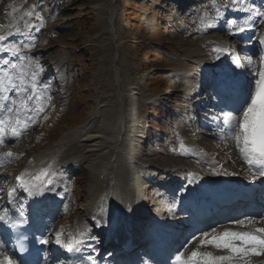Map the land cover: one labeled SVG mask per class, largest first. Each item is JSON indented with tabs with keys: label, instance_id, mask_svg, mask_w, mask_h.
<instances>
[{
	"label": "rangeland",
	"instance_id": "1",
	"mask_svg": "<svg viewBox=\"0 0 264 264\" xmlns=\"http://www.w3.org/2000/svg\"><path fill=\"white\" fill-rule=\"evenodd\" d=\"M223 1L43 0L42 8L33 13L42 17L43 26L45 22L47 28L41 30L35 41L38 48H44L42 55L56 63L59 68L57 75L63 80L53 88L47 111L36 125L38 128L27 134L28 141L15 147L22 157L11 160V164L17 162L20 166L25 154L52 152L64 139L72 145L83 143L89 136L98 133L103 124L104 110L108 109L111 126L120 128L121 161L132 170L139 168L149 174L148 171H152L150 167L156 170L178 165L189 168L187 164L197 163L196 158L185 159V155L177 154L185 151L188 154L192 149L196 156L216 157L215 152L219 154L223 149V158L230 160L228 170L246 175V170L241 171L246 163L237 160V150H230L231 139H222L221 135L211 130L194 133L187 129L191 118H185L182 111L178 113L179 103L173 102L184 90L191 91L195 84L193 72L198 70V64L203 60L214 64L211 47L205 46L204 42L215 35L221 39L227 30L216 27L201 33L199 30L210 24L211 18L216 15L214 7L219 9L216 3ZM228 1L232 5L233 0ZM210 2L214 6L206 9ZM31 6L32 0H0V22L6 21L12 8L17 10L15 18L28 19L26 13ZM217 23H225L223 17L214 20L212 25ZM206 55L208 60L204 59ZM44 85L47 88L46 82ZM167 98L172 101L170 116H166L163 108L155 109L152 103L149 104ZM50 114V118L45 120ZM160 129L161 132L158 131ZM112 130L116 132L118 129ZM163 131L166 132L164 141L156 143L154 136ZM144 132H148L151 138L145 143L140 141L144 139L140 137ZM198 137L206 142L218 138L220 143L209 151L207 149L211 148H207L205 142L198 143ZM187 142L193 143L194 147L187 146ZM213 143H209L208 147H212ZM225 144L229 147L223 148ZM144 146L148 149L144 150ZM89 149L90 145L86 143L78 151L68 150L67 157L59 162L62 164L80 156L88 157ZM130 152L137 157L130 159ZM144 164L147 167H140ZM217 166L222 168V163L218 162ZM70 172L68 177L73 184V193L69 210L58 226L62 231L73 226L75 220L86 217L87 197L92 183L87 164L72 168ZM147 185V182L139 184L140 197L146 203L153 196L157 202L155 195L147 193L150 190L142 189Z\"/></svg>",
	"mask_w": 264,
	"mask_h": 264
},
{
	"label": "snow or ice",
	"instance_id": "2",
	"mask_svg": "<svg viewBox=\"0 0 264 264\" xmlns=\"http://www.w3.org/2000/svg\"><path fill=\"white\" fill-rule=\"evenodd\" d=\"M236 2L237 0H233V3ZM244 10L251 11L252 7L249 6ZM26 15L30 16L31 13H26ZM217 15H219V9H217ZM36 16L42 24V17L38 13ZM28 27L29 24L25 21L24 28ZM248 27L249 21L245 20L238 27V31L244 32ZM14 34L23 35L24 31L22 28L16 27L15 33L12 31L7 34L0 32V54H8L14 58L13 60H3V64L8 67L0 69V147L5 146L9 140L18 139L26 131L28 125L36 122L39 114L44 111L42 96L37 92V73L32 72L29 79V73L26 69L30 65L19 63L25 59V56L21 55V49L32 45L22 42H8L9 37ZM261 43H264V40ZM235 63L239 66V60H236ZM251 63L252 61L249 59V64ZM11 92H15L16 95L10 97L9 93ZM223 122L229 130L234 132L236 147L241 158L248 165L249 171L254 170V176L264 177V68H261L259 78L255 81L254 91L251 92L249 99L242 106V114L238 116L232 112H225ZM15 155L18 154L11 151L0 154V166L5 161L10 162ZM47 175L46 171L41 172V176ZM16 179L29 195L42 192L40 186L31 181L23 180L22 176H17ZM15 191V188L8 191L9 202H12ZM0 221L5 224H9L11 221L10 227L15 228L18 224L25 222L24 213L21 211L20 219L13 221L8 209H4L0 212ZM248 222L251 223L252 218H248ZM236 223L243 225L245 222L236 221ZM201 236V246L211 245L218 250H226L230 254L213 256L209 252L193 250L188 256H185L183 252H179L175 256L176 264H240L241 261L243 264H248L246 257L264 255V228H257L254 232L225 229L219 233L213 228L211 233L206 231L201 233ZM40 243L46 244L48 241L41 240ZM56 243L69 252L78 251L75 247L78 241L62 242L59 233ZM20 247L22 251L26 250L23 243ZM0 257H2L0 264H18L16 259L5 252L0 251Z\"/></svg>",
	"mask_w": 264,
	"mask_h": 264
},
{
	"label": "bare ground",
	"instance_id": "3",
	"mask_svg": "<svg viewBox=\"0 0 264 264\" xmlns=\"http://www.w3.org/2000/svg\"><path fill=\"white\" fill-rule=\"evenodd\" d=\"M229 11L230 8H228V11L225 13H228ZM211 42L213 45L214 44L217 45L214 46V48L216 47L222 48L220 47L222 46L221 42L217 43L218 41L216 40H212ZM223 49H226V46ZM249 49L255 52L256 47L250 45ZM252 64H254V62L251 63V66ZM30 70L31 69L28 70L29 74H31L32 72V70L31 71ZM44 87H46V85H44ZM109 111L108 109L104 110L103 124L97 134L96 133L92 134L91 136L88 137L86 141L80 144L72 145L68 141L66 142L65 141L66 139L61 140L60 144L57 145L52 152L35 156L33 161L29 162V166H30L29 168L32 169L35 167L37 170H40L43 167H49L51 168L50 169L51 175L55 174L57 180L65 183L67 182L69 176L68 170L71 167L73 168L83 164H87V168L90 171L89 177L92 179V181L90 179L92 183L90 186V192L87 197V209H88L87 218L92 219L94 215H101L104 218L105 217L108 218V222H109L108 215L110 214L109 216L110 218H113V221H117L118 224L120 223L119 227L120 226L126 227L130 224L129 222L128 223L126 222L128 221L129 217H135V213L144 212L141 209L142 206L141 204L144 203V200H142V198L140 197V192L138 191L139 184H141L142 182L144 183L147 182L148 184L147 187L142 189H144L145 191L150 190L149 193H152L149 182L154 181L152 180L154 179V176L152 173L148 174L146 171H143L139 168H137L138 170L137 169L132 170L130 166L126 165V162L125 164L124 162L122 163L120 157L121 153L119 154L121 148L119 147L120 138L118 132L120 128L111 126L112 124L110 118L111 112ZM113 128L114 130L115 128L116 130L117 129L118 130L114 132L112 130ZM86 143H89L90 145V149L87 152L88 157H84V156L81 157L80 155H78L80 157L74 158L72 160H67L62 164L59 162V160L62 161L65 157H67L66 154L68 150L70 151L72 149L74 151H78L79 148L85 147ZM129 156L130 159L132 160L137 157L136 155L133 154V152L132 154L131 152L130 154L128 153V157ZM140 167H147V166L146 164H144L143 166ZM177 167H172L164 170L161 169L160 173L167 174L166 176L167 180H165V183L167 181L169 182L175 181V180H170L172 177L176 175L175 172H177L178 174L180 172L188 170L187 167H179V166ZM58 172L66 173L67 179L64 174ZM211 173L212 172H209L208 174ZM202 179L203 180L200 182L201 184L198 185L202 190H205L203 188L204 184L210 186L220 185V181L218 180L211 181L206 178H202ZM58 190H61V188H59ZM152 199H153V203L156 204V200L154 201V198ZM117 201L121 202L122 205L120 204L117 207ZM167 212L168 210L164 209L163 206V208H160V212H158L157 215H155L156 217L155 220H160V218L163 215H165ZM107 213L108 215H106ZM143 220H147V218L140 217L138 223H141ZM78 225L80 226L78 230H82V226H83L82 223L79 222ZM162 227L163 226H160V228Z\"/></svg>",
	"mask_w": 264,
	"mask_h": 264
}]
</instances>
